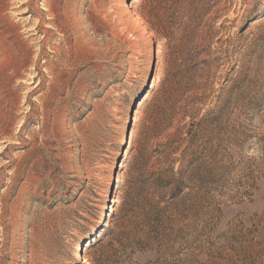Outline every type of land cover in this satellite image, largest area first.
<instances>
[{
	"label": "rangeland",
	"instance_id": "rangeland-1",
	"mask_svg": "<svg viewBox=\"0 0 264 264\" xmlns=\"http://www.w3.org/2000/svg\"><path fill=\"white\" fill-rule=\"evenodd\" d=\"M0 58V264H264V0H0ZM176 69L211 75L178 195L140 109Z\"/></svg>",
	"mask_w": 264,
	"mask_h": 264
},
{
	"label": "trees",
	"instance_id": "trees-1",
	"mask_svg": "<svg viewBox=\"0 0 264 264\" xmlns=\"http://www.w3.org/2000/svg\"><path fill=\"white\" fill-rule=\"evenodd\" d=\"M148 14L150 17L155 16L158 18V14L154 9H150ZM141 17L148 30H151V26L145 21L144 15H141ZM165 17H171L170 13ZM165 23L168 24L167 21L164 20V17L158 22L159 27H163L165 33H167L168 27ZM191 40L192 37H189V43L192 42ZM208 48L210 47L207 46L205 49H201L200 54ZM197 50V45L193 44L191 51ZM198 54L199 50L195 54H190L188 57V61L191 62L192 68L197 67L201 62H195ZM202 63L207 64L208 61H203ZM174 71L175 72L165 80L162 92L157 94L152 93L150 97L144 100L140 109H153L150 115L152 122V135L150 140L159 136H164L170 129L174 130L166 135V141L162 144L165 149L158 151L160 154H163V162L166 167L159 171L160 178L156 187L165 189L171 184L176 183L175 195H178L183 191V186H185L186 183L184 182L185 177L182 175V170L178 169L174 171V165L181 161L184 154L179 158L173 156L180 152L182 143H187L189 141L188 139L186 140L185 136H193L198 133V130L195 129V126L198 124L191 121L190 128H187L188 124L185 120L187 117L193 120L194 116L199 114V107L197 106L202 104L203 100L207 97L206 91L210 90L209 78L211 75L210 72H206L203 69H176ZM222 112L221 110L218 112V117ZM176 176L179 178L175 179L174 177ZM195 177L194 179H198L200 175H196Z\"/></svg>",
	"mask_w": 264,
	"mask_h": 264
},
{
	"label": "bare ground",
	"instance_id": "bare-ground-1",
	"mask_svg": "<svg viewBox=\"0 0 264 264\" xmlns=\"http://www.w3.org/2000/svg\"><path fill=\"white\" fill-rule=\"evenodd\" d=\"M22 13H26L25 11H23ZM30 30V29H29ZM140 34L143 36V38H147L148 37V33H147V29L145 26H141L140 27ZM6 50V49H5ZM4 53V52H3ZM4 59V58H3ZM2 58H0V61L3 60ZM21 65H17V68L15 70V72H17L18 69H20ZM142 76V75H141ZM141 76H140V79H141ZM124 143V138L122 137L120 140H119V146L123 145ZM120 153V150L117 149L114 151L113 153V158H112V164L114 163V161L116 160V157L119 155ZM76 259H81V256L78 254L76 255Z\"/></svg>",
	"mask_w": 264,
	"mask_h": 264
},
{
	"label": "clouds",
	"instance_id": "clouds-1",
	"mask_svg": "<svg viewBox=\"0 0 264 264\" xmlns=\"http://www.w3.org/2000/svg\"><path fill=\"white\" fill-rule=\"evenodd\" d=\"M246 156L257 160L264 158V148H262L259 144L254 145L246 151Z\"/></svg>",
	"mask_w": 264,
	"mask_h": 264
}]
</instances>
